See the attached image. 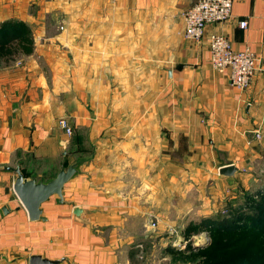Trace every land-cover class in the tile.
Returning <instances> with one entry per match:
<instances>
[{"label": "crops", "instance_id": "crops-1", "mask_svg": "<svg viewBox=\"0 0 264 264\" xmlns=\"http://www.w3.org/2000/svg\"><path fill=\"white\" fill-rule=\"evenodd\" d=\"M192 1L0 0V22L33 26L34 46L0 59V264H171L185 215L230 198L217 170L245 169L264 120V0H233L197 42L182 35ZM211 33L256 57L246 89L209 65ZM71 163L28 219L9 168L45 182Z\"/></svg>", "mask_w": 264, "mask_h": 264}, {"label": "trees", "instance_id": "trees-1", "mask_svg": "<svg viewBox=\"0 0 264 264\" xmlns=\"http://www.w3.org/2000/svg\"><path fill=\"white\" fill-rule=\"evenodd\" d=\"M33 47L31 30L24 21L11 18L0 22V59L29 55ZM217 219L204 227L210 240L196 250L199 264H264V195L255 204L252 216L242 213L234 224Z\"/></svg>", "mask_w": 264, "mask_h": 264}, {"label": "rangeland", "instance_id": "rangeland-1", "mask_svg": "<svg viewBox=\"0 0 264 264\" xmlns=\"http://www.w3.org/2000/svg\"><path fill=\"white\" fill-rule=\"evenodd\" d=\"M44 21L45 28H57V24H54L53 21L52 23L48 22V20ZM77 25L76 27L64 26V28H89L87 24L82 25V23H78ZM29 28H33V26H29ZM59 28H62V26H59ZM257 131L260 134V138L253 139L255 144L250 146L252 157L247 159L245 169L241 168L240 172L235 171L232 176L218 175L219 179L232 180L231 184H233V186L230 188L233 192L230 194V198L226 201L224 198L222 199V197H220L221 200L214 210L210 208L206 209L207 207L203 205L205 208L201 209L200 212L198 210V212L194 211L192 215H189L190 213L185 215V217L189 215L187 218L184 217L185 221L190 222H185L184 229H181L182 235L179 240L180 242H177L174 247L167 248V251L164 252L167 257L170 258L171 264H199L198 251L196 250L206 245L210 240L209 234L204 230V227L208 225L209 221L218 218V222L224 220L227 224H234L233 221H235L240 214L243 213L245 216H252L254 214L255 204L259 202L261 196L264 195V120L261 128ZM254 153H256V156H254ZM243 173H245V176L242 175ZM214 174L216 175V172ZM211 179L212 178L207 177V182L204 184L206 186L204 187L205 190L208 189L207 186L208 183L211 182ZM243 181H245V183ZM187 182L188 181H185L184 183L187 184ZM188 193H191V191H188L187 194ZM202 196L205 199L208 197L206 193H203ZM187 197L191 198L192 194L187 195ZM218 199L219 198H217V200ZM172 212L174 211H171L168 215L174 216ZM230 212H233V215H230ZM193 229L196 231L188 235L187 231H192ZM203 232L207 233V239L203 238ZM192 235L198 236L192 237ZM189 255L190 257H188Z\"/></svg>", "mask_w": 264, "mask_h": 264}, {"label": "built area", "instance_id": "built-area-1", "mask_svg": "<svg viewBox=\"0 0 264 264\" xmlns=\"http://www.w3.org/2000/svg\"><path fill=\"white\" fill-rule=\"evenodd\" d=\"M233 0H193L183 12V38L197 42L204 34L207 24L224 22L230 17ZM245 20H239L237 26L244 28ZM208 50V63L214 70L226 75L231 87L244 90L258 70L256 57L248 50H235L230 41L221 34L211 33L206 38ZM58 125L69 133V128L64 118L57 121ZM260 134L254 132V139H259ZM202 236L207 239V233ZM133 264H142L136 262Z\"/></svg>", "mask_w": 264, "mask_h": 264}, {"label": "water", "instance_id": "water-1", "mask_svg": "<svg viewBox=\"0 0 264 264\" xmlns=\"http://www.w3.org/2000/svg\"><path fill=\"white\" fill-rule=\"evenodd\" d=\"M249 140L254 137L253 132L245 134ZM77 164L71 163L66 167H61L48 181H35L33 178H25L22 176L19 168L15 165L9 168L14 172L15 177L12 183V190L18 198L21 205L27 213L30 220L40 218L39 204L51 195L61 197V189L63 184L68 181L76 172ZM236 171L234 164H227L218 168L217 172L223 176H232ZM79 208H74L73 213H77ZM31 264H55V261L41 259L39 256H31L29 259Z\"/></svg>", "mask_w": 264, "mask_h": 264}]
</instances>
